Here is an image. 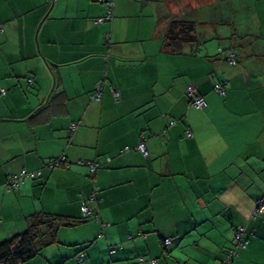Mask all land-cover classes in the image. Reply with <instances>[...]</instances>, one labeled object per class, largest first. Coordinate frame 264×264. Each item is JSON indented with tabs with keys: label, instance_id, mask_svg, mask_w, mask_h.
Masks as SVG:
<instances>
[{
	"label": "crops",
	"instance_id": "0c3cea01",
	"mask_svg": "<svg viewBox=\"0 0 264 264\" xmlns=\"http://www.w3.org/2000/svg\"><path fill=\"white\" fill-rule=\"evenodd\" d=\"M113 1L97 23L101 0H0V239L38 212L82 219L87 204V222L25 264L80 252L83 264H227L239 227L233 264H264V0ZM174 20L196 26L181 54L166 40ZM62 156L70 168L48 167ZM23 170L42 177L7 192Z\"/></svg>",
	"mask_w": 264,
	"mask_h": 264
},
{
	"label": "trees",
	"instance_id": "16d2710c",
	"mask_svg": "<svg viewBox=\"0 0 264 264\" xmlns=\"http://www.w3.org/2000/svg\"><path fill=\"white\" fill-rule=\"evenodd\" d=\"M103 3L106 6V2L104 1ZM195 27H196L195 23L189 20H174L170 23L169 30L166 36L167 38L166 40L168 41L167 42L168 48L171 49L172 54H181L183 45L197 43ZM220 52H223V51L220 50ZM227 61L229 65L236 66L238 64L237 54L233 52L232 50H230ZM232 61H235V64H232ZM190 87H193V86L188 87L187 96L191 104L194 107H196L194 105V99L189 94ZM215 91L222 96L225 95V89L222 85H217L215 87ZM99 92H101V97L99 100L95 99V101L97 102H99L103 96V92L101 91V89ZM2 94L4 95V93ZM195 96L203 98L201 95H199L198 91H196ZM114 98L117 102H119L121 100V94L119 93V96L117 98L114 95ZM205 105H206V102H205ZM71 131L73 132V130ZM189 132L192 134L191 131H188L187 135ZM141 145H144V144L141 143L136 148L137 151H139V147ZM127 149L129 150L130 148L127 147L125 148L124 151L125 152L128 151ZM110 161L111 159H108V162ZM49 164L57 165L58 167L56 166V168H60V167L70 168L71 166L66 156L52 159L47 163L48 166ZM77 164L80 166L88 167L92 176L97 173L98 168L100 167V163H96L92 161H79L77 162ZM40 177H42L41 172H40V175L34 178H31V179L35 180ZM263 199H264V195L260 198L258 203L260 202L262 203ZM89 216H84L82 219H71V218L69 219L63 216H54V215H50L44 212H38V213H35L29 216L27 218L29 221V225L25 231H23L22 233L13 235L10 238L0 243V264H25V263L32 261L33 259H36L37 257H39L40 253L44 250L45 247L56 243L58 232L61 228L75 227L80 224H83L84 222H87L89 220ZM254 218L263 219L264 215H255ZM241 229H243L242 238L238 240L236 239V236L241 233L240 232ZM246 235H247V231L244 227H239L235 230L234 232V236H235L234 245L235 246L233 245L234 247H232L231 250L229 249L228 251H226V258L228 259V261L230 260L227 264H233L235 256L238 255L237 252H234L232 250H236V249L238 250V248L240 247L239 249V252H240V250H243L245 248V247L242 248L241 244L248 243V240L246 239L247 238ZM166 240L167 239L164 240L163 245H165ZM114 250L116 251L122 250V247L114 248V246L112 247L110 246L108 250L109 254L113 255ZM231 254H232V257L229 259ZM74 259L77 264H83L87 260V254L85 252H80L79 254L75 256ZM151 264H152V261H151Z\"/></svg>",
	"mask_w": 264,
	"mask_h": 264
},
{
	"label": "built area",
	"instance_id": "2783aa9c",
	"mask_svg": "<svg viewBox=\"0 0 264 264\" xmlns=\"http://www.w3.org/2000/svg\"><path fill=\"white\" fill-rule=\"evenodd\" d=\"M101 1L102 2H104V1L106 2L107 14H106V16L104 18L98 19L97 23H104V22H107V21H109V20H111L113 18V11H114V7H115L114 6V4H115L114 1L113 0L112 1L101 0ZM232 64H235V61H232ZM99 91H100V89L98 88L97 94L95 93V95L93 96V99H97V100L100 99L101 92H99ZM196 91L197 90L194 87H190L189 88V94L194 99V105L197 108H203L205 106V101H204L203 98L195 96ZM114 95L117 98L119 96V93L117 91H114ZM188 137H192V134L190 132L188 133ZM139 151L146 155V150H145L144 145H141L139 147ZM56 166L57 165L49 164L48 167L51 168V169H55ZM38 175H40V172H36V173L32 172V173H30L27 170H23L20 175L12 176V177H10L7 180V183L5 184V189H6L7 192H11V191H13L15 189H18L20 184L23 183L25 179L34 178V177H36ZM82 211H83L84 216H89L91 214V211H90L89 207L87 206V204L83 205ZM255 215H264V199H263L262 203L261 202L259 203L258 208L255 211ZM240 232L241 233L236 236V239H238V240H240L242 238L243 229H241ZM170 244H171V240L167 239L165 241V245L169 246ZM245 244L246 243H242L241 247L243 248L245 246ZM115 252H116V250L113 251V253H115ZM231 257H232V254L230 255L229 259ZM152 263H155V262L152 261Z\"/></svg>",
	"mask_w": 264,
	"mask_h": 264
},
{
	"label": "rangeland",
	"instance_id": "374dc122",
	"mask_svg": "<svg viewBox=\"0 0 264 264\" xmlns=\"http://www.w3.org/2000/svg\"><path fill=\"white\" fill-rule=\"evenodd\" d=\"M7 194H8V193H7ZM0 220H1V218H0ZM2 223H3V222L1 221V222H0V226H1ZM72 229H73V228H72ZM23 231H24V230H23ZM5 239H7V238L0 239V243L3 242ZM45 250H46V249H45ZM45 250H43V251L40 253L39 257H37L36 259H33L32 262H37L38 260H40V257L44 255Z\"/></svg>",
	"mask_w": 264,
	"mask_h": 264
}]
</instances>
